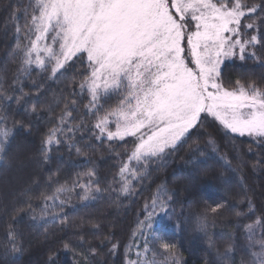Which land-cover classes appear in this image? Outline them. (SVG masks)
Here are the masks:
<instances>
[{
	"label": "trees",
	"instance_id": "trees-1",
	"mask_svg": "<svg viewBox=\"0 0 264 264\" xmlns=\"http://www.w3.org/2000/svg\"><path fill=\"white\" fill-rule=\"evenodd\" d=\"M244 2L264 4V0ZM29 3L34 0H0V92L13 97L0 101V116L6 118L0 128L11 129L5 152L0 154V264H126V258L136 259L146 238L139 233L134 237L133 230L144 219L145 205L157 195L165 200L171 196L167 215L157 210L150 229L155 243L149 246L156 250L159 264H173L174 259L180 264H241L242 260L249 264L253 258L246 226L259 219L253 239L264 234V141L232 134L206 117L174 150L153 158L146 168L130 162L129 167L141 168V174L132 179L130 193L120 192L122 181L117 173L135 140L94 138L98 130L93 127L95 117L86 108L89 95L79 88L88 71L86 65L76 60L55 75L50 68L44 71L36 65L28 74L21 71L16 45L23 47L28 40L14 25L25 24L21 13ZM252 17L258 29L242 31L262 38L261 44L249 48L256 58L240 60L238 56L224 66L222 83L230 89L237 80L255 81L264 88V12ZM249 22L245 18L242 24ZM21 96L18 104L15 98ZM71 100L76 104L70 105L74 119L68 126L74 130L69 133L65 128L64 142L51 145L45 161L42 142ZM101 103L105 110L110 109L118 97L111 95ZM33 105L35 112L31 111ZM76 147L81 148L80 154ZM90 168L96 173L91 179L102 191L92 193L95 198L82 199L84 190L73 187L60 197L66 200L62 211L47 201L51 214L39 219L45 206L41 194L51 195L60 184H85L89 178L84 173ZM28 203L35 212L27 211ZM213 208L217 211L212 212ZM33 215L38 219L33 220ZM9 231L20 252L12 251ZM162 242L176 247L165 252L160 248ZM113 244L118 245L115 251L111 250ZM229 245L233 250L225 258L220 253Z\"/></svg>",
	"mask_w": 264,
	"mask_h": 264
},
{
	"label": "snow or ice",
	"instance_id": "snow-or-ice-1",
	"mask_svg": "<svg viewBox=\"0 0 264 264\" xmlns=\"http://www.w3.org/2000/svg\"><path fill=\"white\" fill-rule=\"evenodd\" d=\"M258 11L264 12V4L248 5L244 0H34L22 10L25 24L14 25L16 32L23 31L28 40L23 47L17 43L15 54L20 57L24 74L30 72L32 65L44 71L50 68L53 75L76 60L86 65L88 71L79 88L89 95L86 108L95 117L93 127L98 130L94 138L135 140L127 162L117 173L122 181L119 191L130 193L132 179L141 174V168L174 150L206 117L218 121L231 133L264 141V88L255 81L237 80L230 89L222 83L221 69L225 59L236 55L240 60L247 56L256 58L249 48L261 44L262 38L246 35L242 29H258L252 17ZM13 16L20 18L15 12ZM245 18L252 22L242 24ZM49 39L51 43H42ZM111 95L118 97V103L105 110L101 101ZM11 99L0 92V101ZM15 99L19 104L23 96ZM75 104V100L65 104L56 126L44 138L41 152L45 161L50 146L64 142L61 136L65 128L69 133L74 130L68 125L74 119L70 105ZM31 111H36L35 105ZM5 119L0 116V123ZM10 133L11 129L0 128V154L5 152ZM73 146L69 144L70 148ZM81 151L76 147L78 154ZM132 161L141 168H130ZM84 175L89 178L85 184H60L51 195L42 193L45 206L40 209L39 219L51 214L47 201L62 211L66 200L60 197L73 187L84 190L82 199L95 198L92 193L102 191L91 179L96 173L90 168ZM161 190L166 192L163 185ZM168 200L171 196L165 200L157 195L145 205L144 219L137 221L133 236L139 233V237L146 238L136 259L126 258V264H159L156 250L149 246L155 243L150 229L157 210L167 215ZM27 211L35 212L32 203L27 204ZM211 211L216 212L217 208ZM32 219L38 217L33 215ZM61 223L66 220L61 219ZM260 224L258 219L246 226L253 258L249 264H264V234L253 239ZM8 236L12 251L20 252L14 233L9 231ZM64 247L68 249L69 244ZM117 247L113 244L111 250ZM175 247L172 243L160 244L165 252ZM254 248L259 251H251ZM130 250L126 248V252ZM232 250L229 245L220 255L230 258ZM173 264H180L179 259H174Z\"/></svg>",
	"mask_w": 264,
	"mask_h": 264
},
{
	"label": "rangeland",
	"instance_id": "rangeland-1",
	"mask_svg": "<svg viewBox=\"0 0 264 264\" xmlns=\"http://www.w3.org/2000/svg\"><path fill=\"white\" fill-rule=\"evenodd\" d=\"M33 39H34V37H33ZM42 43H51V40L49 39V40H46V41H44V42H42ZM239 55H236V56H233V57H230V58H227V59H225L224 60V62H223V64L221 65V69L223 70V68H224V66L227 64V63H230V62H232L234 59H236L237 57H238ZM190 66H192V67H194V65H190ZM62 71V70H61ZM60 71V72H61ZM59 73V72H58ZM229 132V131H228ZM231 133V132H230ZM232 134H235V135H239V134H236V133H232ZM240 136V135H239ZM244 136H246V137H248V138H251V139H258V138H255V137H250V136H248L247 134L246 135H244ZM126 138H128V137H125V139ZM185 139V138H184ZM183 139V140H184ZM116 140H119V139H116ZM183 140L181 141V142H179L178 144H177V146L180 144V143H182L183 142ZM21 168H22V166H21ZM24 168V167H23Z\"/></svg>",
	"mask_w": 264,
	"mask_h": 264
}]
</instances>
